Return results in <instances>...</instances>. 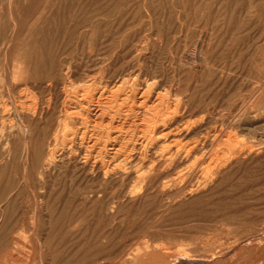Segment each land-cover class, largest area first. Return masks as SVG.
<instances>
[{
	"label": "rangeland",
	"instance_id": "374dc122",
	"mask_svg": "<svg viewBox=\"0 0 264 264\" xmlns=\"http://www.w3.org/2000/svg\"><path fill=\"white\" fill-rule=\"evenodd\" d=\"M105 263L264 264V0H0V264Z\"/></svg>",
	"mask_w": 264,
	"mask_h": 264
},
{
	"label": "bare ground",
	"instance_id": "6f19581e",
	"mask_svg": "<svg viewBox=\"0 0 264 264\" xmlns=\"http://www.w3.org/2000/svg\"><path fill=\"white\" fill-rule=\"evenodd\" d=\"M44 3V2H43ZM10 4V3H9ZM149 12V11H148ZM16 23V22H15ZM19 62V61H18ZM30 59L29 60H22V61H20L19 62V64H18V67L20 68V70L22 71V73L24 72H27L29 69H30ZM18 67H17V69H18ZM18 70H16V72H17ZM18 73V72H17ZM21 73V74H22ZM154 78V77H153ZM107 83V82H106ZM92 90H94V89H92ZM77 92H80L79 90L77 91ZM107 92V91H106ZM134 92V91H133ZM77 95V94H76ZM85 95V94H84ZM93 95V94H92ZM77 97V96H76ZM84 97L85 96H83V99H84ZM93 97V96H92ZM75 98V97H74ZM80 99H82V98H80ZM80 99H79V101H80ZM86 99V98H85ZM130 99V98H129ZM91 100H93V99H91ZM90 100V101H91ZM76 101H78L77 99H76ZM82 101V100H81ZM84 101V100H83ZM82 101V102H83ZM90 101H88L87 100V102H90ZM69 103V102H68ZM79 103V102H78ZM120 103V102H119ZM79 104H81V103H79ZM88 104H90V103H88ZM91 104L93 105V102H91ZM26 105V104H25ZM76 106V105H75ZM75 106H73V107H75ZM89 106V105H88ZM100 106V105H99ZM79 107V106H78ZM91 107V106H90ZM93 107V106H92ZM67 108V107H66ZM80 108V107H79ZM84 107H82V109H83ZM87 107H85V109H86ZM74 109V108H73ZM82 109H81V111H82ZM92 109V108H91ZM76 111H78L77 109H75ZM89 110V109H88ZM96 110V109H95ZM81 111H78V112H81ZM94 111V110H93ZM69 112V111H68ZM72 112V111H71ZM82 113V112H81ZM95 113H96V111H95ZM90 114V113H89ZM71 115V114H70ZM69 115V116H70ZM81 115V114H80ZM94 115V114H93ZM96 115V114H95ZM74 118V117H73ZM87 118V117H86ZM90 118V117H89ZM107 120V119H106ZM104 121V120H103ZM108 121V120H107ZM87 122V121H86ZM93 122V121H92ZM156 124H158V123H156ZM93 125V124H92ZM83 128V127H82ZM85 130V129H84ZM161 129H160V127H158L157 125H155L154 126V128H153V131H152V134H156V133H158L159 131H160ZM83 130H81V132H82ZM80 133V132H79ZM186 134H188V130H182L181 132H179V134H172V135H170V136H168L169 135V133H165L164 135L165 136H168V137H172V139H174V138H176L177 136H179V135H186ZM191 134V133H190ZM81 135H82V133H81ZM84 135V134H83ZM89 136V135H88ZM83 136H81V138H82ZM86 137V136H85ZM29 139V138H28ZM158 140H159V142L160 141H163V140H166V138L164 137H158L157 138ZM91 141V140H90ZM94 141V140H93ZM127 141V140H126ZM79 142V141H78ZM115 148L113 149V150H111V154H112V156L113 155H115V154H117L121 149H120V147H117V144H115ZM188 149V148H187ZM184 152V151H183ZM86 155V154H85ZM108 156V155H107ZM85 159V158H84ZM103 168H104V170L106 169V170H109V169H113V168H111V164H110V161L108 162V161H105L103 164ZM59 170V169H58ZM114 170H118V166H115L114 167ZM120 170V169H119ZM102 173V172H101ZM26 179V178H25ZM29 185V184H28ZM35 196V195H34ZM38 211V210H37ZM38 217V216H37ZM36 218V217H35ZM36 235V234H35ZM162 246V245H161ZM163 248V247H162ZM165 248V247H164ZM178 260V259H177ZM42 261V260H41ZM106 264V263H105Z\"/></svg>",
	"mask_w": 264,
	"mask_h": 264
}]
</instances>
